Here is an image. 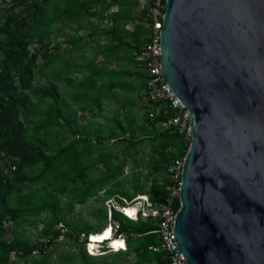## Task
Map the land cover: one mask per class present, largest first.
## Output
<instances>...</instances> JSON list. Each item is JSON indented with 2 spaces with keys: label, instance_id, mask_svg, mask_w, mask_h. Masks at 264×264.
Masks as SVG:
<instances>
[{
  "label": "trees",
  "instance_id": "16d2710c",
  "mask_svg": "<svg viewBox=\"0 0 264 264\" xmlns=\"http://www.w3.org/2000/svg\"><path fill=\"white\" fill-rule=\"evenodd\" d=\"M137 5L138 0H12L0 8V264H131L130 258L134 264H158L167 257L163 251H152L159 245L152 218L132 221L112 211L119 223L118 234L126 240L124 251L103 247L98 251L102 254L94 255L86 250V240L80 241V236H99L106 230V207L97 200L100 191L104 190L107 198L117 194L115 200L120 206L140 197L137 195L148 196L155 203L164 202L169 179L159 182L156 175L165 171V164L187 153L190 140L172 128L162 131L161 122L170 115L160 114L150 122L145 112L138 124L135 115L128 114L125 122L116 121V128L91 131L76 122V111L67 112L62 89L74 87L79 91L87 83L85 91L73 101L78 110L87 112L91 108L87 93L99 81L95 88H103V78L113 87L119 76L110 70L94 71L92 66L64 65L57 72L51 71L56 56L67 53L55 42L59 31L70 25L79 28L82 20H88L98 9L102 15L98 26L107 23L104 57L127 54V65L133 66V53L135 56L148 42L151 29L141 25L145 11L142 16L132 14ZM113 8L115 12L103 16ZM134 20L139 22L133 31H126L125 26ZM88 36L93 42L95 36L100 37L94 32ZM64 40L72 38L65 34ZM72 70H77L73 71L75 76L87 74L74 85V79L69 78ZM122 75V79L131 76L137 81L139 89L130 95L139 101L146 75L143 71ZM40 79L43 84H39ZM113 139V145L104 144ZM145 148L149 159L134 161L133 157ZM115 152L121 157L113 155ZM131 152L135 154L132 157ZM93 157L96 161L90 163ZM130 163L138 173L136 170L126 176L124 170ZM91 200L94 223L73 221L70 215L75 207ZM178 207L176 202L175 209ZM41 223L39 235L46 242L42 238L32 242L24 236L23 225L37 229ZM8 235L10 240L6 239ZM109 238L103 237L98 243ZM60 248L67 249V253L51 259Z\"/></svg>",
  "mask_w": 264,
  "mask_h": 264
},
{
  "label": "water",
  "instance_id": "95a60500",
  "mask_svg": "<svg viewBox=\"0 0 264 264\" xmlns=\"http://www.w3.org/2000/svg\"><path fill=\"white\" fill-rule=\"evenodd\" d=\"M160 71L193 116L173 223L184 264H264V0H166Z\"/></svg>",
  "mask_w": 264,
  "mask_h": 264
},
{
  "label": "built area",
  "instance_id": "2783aa9c",
  "mask_svg": "<svg viewBox=\"0 0 264 264\" xmlns=\"http://www.w3.org/2000/svg\"><path fill=\"white\" fill-rule=\"evenodd\" d=\"M12 0H0V8L6 7ZM166 10V0H148L147 9L144 14L145 23L150 26V35L148 42L135 54V61L139 70L144 71L146 75V83L140 93L144 106H146V116L150 121L155 120L160 114L163 116L170 115L168 119L161 122L162 128H172L185 139L191 140L189 133L190 127L194 125L193 116L183 107L178 99L171 94L160 71V30L163 23V15ZM186 155V154H185ZM185 155L177 160L172 161L165 167L169 185L166 187V199L162 203L150 201L147 197H137L133 200L132 205L117 206L112 200H107V226L111 230L109 239L102 243H96L98 248L90 249L92 241L91 234L85 236L81 234L80 241H85V248L89 253L99 250L100 246L107 243L109 249L116 250L110 244L111 240H122V235L118 234L119 223L113 219L112 211L115 210L132 221H137L139 217L142 219L152 218L156 224V233L159 237V245L152 247V251H163L167 254L158 264H184L181 253L179 256L175 250L173 240V223L176 213L180 207L179 196L181 188L182 165ZM179 203V207L175 209V203ZM127 209L133 211V215L126 213ZM97 235V234H95ZM47 239H42L46 242ZM126 249L125 245L116 251Z\"/></svg>",
  "mask_w": 264,
  "mask_h": 264
},
{
  "label": "crops",
  "instance_id": "0c3cea01",
  "mask_svg": "<svg viewBox=\"0 0 264 264\" xmlns=\"http://www.w3.org/2000/svg\"><path fill=\"white\" fill-rule=\"evenodd\" d=\"M147 5H148V0H138V5L136 8H134L133 10V15L137 16L139 13L142 16V11H146L147 9ZM116 8L110 9L107 13H104L103 16L115 12ZM145 14V13H144ZM143 14V15H144ZM102 17V15L99 12V9L96 11V13L90 14L88 17V20H82V22L79 25V28L76 25H70L68 27H64L63 29H61L59 31V34L57 35V39H56V44L57 46H59L60 48H65L67 49V53L60 55V56H56V59L54 62H52V66H51V71L52 72H57L58 70H61L62 67L65 65H71L73 67H95L93 68L94 71H102L104 72L105 70H110V71H114L115 76H119V79L117 82L113 83L114 86L110 87V84L108 82V84H105L103 88H95V87H99L100 85V81L96 84L97 86L94 87V90L90 91L87 93V98H89V104L91 105V108H89L87 110V116H85L84 118H82L83 120L80 121L81 119L78 118V120H76V122H78L80 125L84 126V127H88L89 130L93 131H102V130H107L108 128H116V121L118 122H122L120 121V119L118 118H114V117H109V118H105L103 117V115L105 114H114V115H122V114H133L135 115V119L137 121L136 124H138L140 121L138 119L137 114L141 113L143 114V112H147V107H144L142 98L140 97L139 94V101L141 100L140 104H142V111H138V109L136 108V103L138 102V98L132 97L131 92L136 91L138 88V83L137 81L134 79V77H129L127 79H122L123 75L122 74H126V73H138L139 68L137 67L136 62H133L134 65L133 66H128L127 65V60L128 55L127 54H123V53H119V54H115V57H113L112 59H108L105 56V51H104V45L106 40L104 39V28H102L101 30V26L105 24H107L105 21L103 24L98 26V18ZM142 21H141V25L148 26L144 19L141 17ZM89 22V23H88ZM90 22L93 23L92 25H90ZM138 20H134L132 22H130L129 24H127L125 26L126 31L128 32H132L134 29V26L138 23ZM77 31V33H76ZM151 31V30H150ZM91 32H94L97 35H100V37H96L95 39L96 41H90L89 39V34ZM65 34H68V36L70 38H72V40L69 41H65ZM150 35V33H149ZM148 35V37H149ZM82 37V39H78ZM56 46V47H57ZM55 49V48H54ZM72 52L73 54L70 55L69 53ZM133 57L135 60V56L133 53ZM111 60V61H110ZM110 61V62H109ZM107 65V67H106ZM113 67V68H112ZM131 68L130 70H128V68ZM92 69V71H93ZM73 71L77 70H72V74L69 78H73L74 80V85H76V83L78 81H81L84 79V77L86 76V74H79V76H75V74H73ZM144 72V71H143ZM65 73H68L67 71H65ZM145 74V73H144ZM107 78H103V81L106 82ZM112 90H109V89ZM74 89V87H70V88H66V89H62V97L63 99L66 101L65 104V108L67 110V112L69 113H73L75 111V109L73 108L72 111L69 108V104L71 101V97H72V90ZM142 89L140 90L141 93ZM132 98L134 100H132ZM131 105V106H130ZM78 110V106H76ZM144 109V110H143ZM78 112H82L81 110L77 111ZM85 113V112H84ZM126 115H123V122H125V117ZM147 118V116H146ZM148 121H150L147 118ZM154 121V120H153ZM122 122V123H123ZM152 122V121H150ZM134 126V125H133ZM160 130V128H159ZM177 133V132H176ZM125 137L127 139L128 135ZM126 139V140H127ZM90 140L92 142H95L93 137L90 138ZM121 140V138H120ZM116 142V140H109V141H105L104 144H106L107 146H111ZM147 149V148H145ZM145 149H143L142 151H144ZM148 150V149H147ZM117 155V157H121L120 154L118 153H113V155ZM132 157L133 155H135L134 153H130ZM142 154V153H140ZM136 155L133 157L134 161H141V160H147L149 159L148 156H146V154L143 155ZM148 154V153H147ZM180 159V158H179ZM177 160V159H176ZM96 161V159L93 157L90 159V163H94ZM174 161V160H173ZM172 162V161H171ZM170 162V163H171ZM100 165V164H99ZM98 165V166H99ZM168 164L164 165V168L167 166ZM131 168V172L130 174H125L124 175H131L133 173L136 172V167L134 166L133 163L128 164V166L125 168ZM140 170V169H139ZM125 172V170H124ZM138 173V170H137ZM158 175H161V178L158 179ZM156 175L157 180L160 182L162 178L166 179L167 178V174L166 172H162L160 174ZM169 185V183L166 185V187ZM165 187V190H166ZM117 190V189H115ZM115 193H119V192H115ZM167 194V191H166ZM137 196H142V195H137ZM101 197V198H100ZM103 197V198H102ZM115 197H119L117 194L114 197H105V191H100L98 193V201H102L104 206L106 207V213L108 211L107 205H106V201L107 200H112L117 206H120L116 203V198ZM143 197H147L148 196H143ZM89 202H92L89 201ZM125 206L126 205H132L133 200L131 201H125ZM86 205V204H85ZM127 214L129 215H133V211L127 209L126 211ZM145 220V219H142ZM85 222V221H83ZM107 229V228H106ZM105 231V230H104ZM94 234H91V236H93ZM124 238V245L126 247V240L124 235H122Z\"/></svg>",
  "mask_w": 264,
  "mask_h": 264
},
{
  "label": "rangeland",
  "instance_id": "374dc122",
  "mask_svg": "<svg viewBox=\"0 0 264 264\" xmlns=\"http://www.w3.org/2000/svg\"><path fill=\"white\" fill-rule=\"evenodd\" d=\"M102 28H104V29H106V26L105 25H103V26H101V30H102ZM104 31V30H103ZM113 68V67H112ZM131 68L129 67L128 68V70H130ZM108 80V79H107ZM43 82H44V80L43 79H40V82H39V84H43ZM104 83V85L105 84H107L108 82H103ZM86 85H88L87 83L85 84V85H83L82 87L83 88H80V90L79 91H77V90H75L74 89V91L72 90L71 92H72V97H71V101H70V103H71V111H72V109L74 108L75 109V111L77 112V111H79V110H76L77 109V107H76V105L74 104V98H75V96H77V94L79 93V92H84L85 91V89H86ZM140 102H141V100L140 101H138L137 103H136V108L138 109V111H142L141 110V107H142V104H140ZM77 105H78V103H77ZM142 113V112H141ZM141 113H138L137 114V116H138V119L140 120L142 117V114ZM70 114H72V113H70ZM78 116H79V118L81 119L80 121H82L83 119L82 118H84L85 116H87V113L85 112H78V114H77ZM123 115H126V114H122V115H114V114H105V115H103V117H105L106 119L107 118H109V117H114V118H118V119H120V121H122L123 122ZM82 117V118H81ZM163 130H166L165 128H162V131ZM102 131H104L105 132V130H102ZM142 154H140V155H143V154H147L148 153V150L147 149H145L144 151H142L141 152ZM130 172H131V168H127V169H125V174H130ZM159 178H161V175H158V179ZM101 198V197H100ZM100 198H97V199H100ZM103 198V197H102ZM96 201V200H95ZM94 203L93 202H88L86 205H84V206H76L75 207V209L73 210V212L71 213V215H70V217L72 218V220L73 221H85V222H88V223H94L92 220H91V217H90V213L92 212V205H93ZM41 228H42V223L41 224H38V226H37V229H34L33 227H31L30 225H28V224H25V225H23L22 226V229H23V234H24V236L25 237H29V238H31L32 239V242H35V241H37V240H39V239H41L42 238V236L40 237V235H39V232H40V230H41ZM56 229H57V227H56ZM6 239L7 240H10L11 239V236L10 235H8L7 237H6ZM43 239V238H42ZM41 239V240H42ZM81 239H82V236H81ZM98 241H100V239H98ZM103 247H105V248H109V246H108V244L107 243H104V244H102L101 246H100V249L99 250H101V248H103ZM99 250H95V254L94 255H100V254H102V252H98ZM112 251H115V250H112ZM67 253V249H65V248H60V249H58L57 251H56V253L54 254V256H52V258L51 259H55L56 260V258H58V257H61V256H63V255H65ZM111 254V253H110ZM109 255V254H108ZM128 262L129 263H131V264H134V259H132V258H130V259H128Z\"/></svg>",
  "mask_w": 264,
  "mask_h": 264
},
{
  "label": "bare ground",
  "instance_id": "6f19581e",
  "mask_svg": "<svg viewBox=\"0 0 264 264\" xmlns=\"http://www.w3.org/2000/svg\"><path fill=\"white\" fill-rule=\"evenodd\" d=\"M107 236H109V237L111 236V230L108 228L105 231H103L99 236H92V241L94 243H90L89 248L90 249L96 248L97 247L96 243L99 242L98 239L101 240L103 237H107ZM111 241H112V243L110 244V246H112L113 248H115L117 250H118V248H116V247H121L122 243H124L122 240H115V241L111 240Z\"/></svg>",
  "mask_w": 264,
  "mask_h": 264
}]
</instances>
